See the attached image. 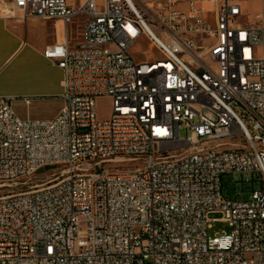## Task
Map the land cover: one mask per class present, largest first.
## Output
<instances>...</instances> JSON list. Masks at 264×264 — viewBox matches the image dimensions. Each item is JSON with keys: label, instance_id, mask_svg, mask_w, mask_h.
<instances>
[{"label": "built area", "instance_id": "obj_1", "mask_svg": "<svg viewBox=\"0 0 264 264\" xmlns=\"http://www.w3.org/2000/svg\"><path fill=\"white\" fill-rule=\"evenodd\" d=\"M244 1L11 0L75 23L80 42L43 50L63 72L53 118L22 119L0 96V180L65 168L0 195V264H264V10L240 24ZM140 34L160 57L134 60ZM230 173L259 187L224 196ZM219 213L230 232L208 235Z\"/></svg>", "mask_w": 264, "mask_h": 264}, {"label": "crops", "instance_id": "obj_2", "mask_svg": "<svg viewBox=\"0 0 264 264\" xmlns=\"http://www.w3.org/2000/svg\"><path fill=\"white\" fill-rule=\"evenodd\" d=\"M81 1L67 0L74 5ZM8 11L0 13V96L11 97L10 103L15 114L13 102L17 97L27 106L48 97L62 100V69L56 61L46 58L43 50L49 45L63 42L66 37L70 45H77L80 42L79 28L72 23L66 30L63 21L58 18L45 20L23 17L14 8ZM149 46L154 48L151 41ZM20 118L44 119L28 115Z\"/></svg>", "mask_w": 264, "mask_h": 264}, {"label": "rangeland", "instance_id": "obj_3", "mask_svg": "<svg viewBox=\"0 0 264 264\" xmlns=\"http://www.w3.org/2000/svg\"><path fill=\"white\" fill-rule=\"evenodd\" d=\"M80 0H74V2H78ZM149 1V0H147ZM154 1L155 5L158 2H161L163 0H150ZM99 7H101L100 1H98ZM13 10V7L11 6V0H0V13L5 14L6 12H9L8 10ZM261 9L264 10V1L259 0H246L244 3H242V13L241 16L238 17L237 21L240 24H244L245 22L252 21L257 13L261 11ZM5 10V12H4ZM18 13H20L18 11ZM210 16V23L213 25V16L212 13H208ZM75 32L73 33V35ZM145 34H140L133 42L132 45L128 47L129 52L132 54L133 58L137 62L146 61L148 59L153 57H160V53L157 49L149 46V39H147ZM18 99L13 102V107L15 109V112L20 117H25L26 115L31 116L32 118H52L57 111L62 107L63 102L62 100H58L57 98H45L41 101H33L32 105H25L19 97ZM96 114L99 118L105 119V117L110 115L111 112V104L108 98H97L96 99ZM186 134L185 129H181L180 136L183 137ZM214 144L213 142H207L204 143V146H209ZM176 154L177 152H169V154ZM122 159H129V157H122V158H116V159H107L106 161H102L101 159H96L95 161L100 163L102 166H110L117 163V161H122ZM95 164V162L92 160L90 162H85L81 164V167H87L90 165ZM51 167L43 168L40 172L29 174L25 177L15 178L11 179L9 181L6 180H0V195H8L12 193H18V192H25L30 189H34L37 187H40L45 183L48 179L57 177L60 173H65V168H60L56 171H48L47 169H50ZM258 178L254 174H236V173H230L229 175H223L221 179V190L224 196H231L234 198L236 196L237 189L242 187L243 189L249 191L252 187L257 188L259 187V182L257 181ZM247 181V182H246ZM249 181V182H248ZM221 216V214H212L210 215V218H218ZM229 233L230 232V226L228 222L222 221L219 219V221L212 222L211 227L207 229L208 235H214L215 233Z\"/></svg>", "mask_w": 264, "mask_h": 264}, {"label": "bare ground", "instance_id": "obj_4", "mask_svg": "<svg viewBox=\"0 0 264 264\" xmlns=\"http://www.w3.org/2000/svg\"><path fill=\"white\" fill-rule=\"evenodd\" d=\"M157 128H158V131H165L164 121H157ZM122 171H128V164L120 165V172Z\"/></svg>", "mask_w": 264, "mask_h": 264}]
</instances>
